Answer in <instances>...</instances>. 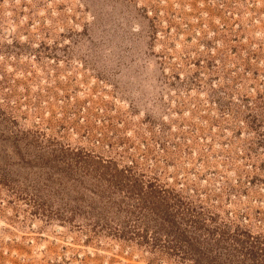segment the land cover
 <instances>
[{"label": "rangeland", "instance_id": "374dc122", "mask_svg": "<svg viewBox=\"0 0 264 264\" xmlns=\"http://www.w3.org/2000/svg\"><path fill=\"white\" fill-rule=\"evenodd\" d=\"M0 264H264V0H0Z\"/></svg>", "mask_w": 264, "mask_h": 264}]
</instances>
